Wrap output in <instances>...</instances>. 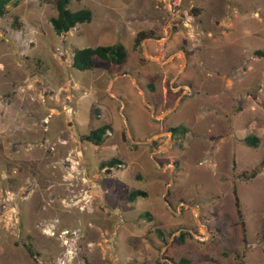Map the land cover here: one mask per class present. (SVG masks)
Wrapping results in <instances>:
<instances>
[{
    "label": "rangeland",
    "instance_id": "1",
    "mask_svg": "<svg viewBox=\"0 0 264 264\" xmlns=\"http://www.w3.org/2000/svg\"><path fill=\"white\" fill-rule=\"evenodd\" d=\"M69 7L92 19L61 35L53 0L0 16V264H264V166L242 176L264 157V0ZM114 43L121 64L72 67ZM103 124L100 145L82 139Z\"/></svg>",
    "mask_w": 264,
    "mask_h": 264
},
{
    "label": "trees",
    "instance_id": "2",
    "mask_svg": "<svg viewBox=\"0 0 264 264\" xmlns=\"http://www.w3.org/2000/svg\"><path fill=\"white\" fill-rule=\"evenodd\" d=\"M71 1L73 0H53L56 9V14L50 17L49 22L53 28V31L57 35L66 33L72 28H74L77 24L90 22L92 19V11L87 7H82L76 10L70 9L69 4ZM17 2L18 0H0V16H2L5 13L7 5L11 3L15 4ZM146 37H149L147 32L144 31L138 32L134 39V48H137L139 42ZM126 57H127V51L122 43H114L110 45H97L93 47L88 46V47L74 49L71 65L77 70L84 71L93 68L94 59L96 58L114 64H121L126 59ZM110 129L111 127L109 124H103L97 128L90 130L87 134L82 136V139L92 142L95 145H100ZM170 131L174 135L177 133L184 134L186 132V127L175 126L170 128ZM243 142L247 146L256 147L258 145L259 138L256 135H247L243 138ZM121 164L122 162L119 158L113 157L107 161L101 162L100 167L108 169L109 167H114V166L117 167L118 165ZM263 166H264V157L261 159L258 168L253 169L247 174L243 172L242 176L245 179L254 178L258 174L260 168ZM232 193L235 201L237 214L240 219L242 229L244 231V222L242 219L241 209L239 208V198L235 188H233ZM140 196L146 197L147 193L140 189L133 190L127 194V200L135 201ZM144 215H147L148 218L150 217V214L148 212H146ZM158 232H159L158 233L159 236L162 237L161 231ZM184 235L185 232H181L180 235L176 237V240L179 242H183ZM24 247L26 248L29 254L31 255L34 254L30 244H24ZM176 264H191V260L186 257H180L176 262Z\"/></svg>",
    "mask_w": 264,
    "mask_h": 264
},
{
    "label": "crops",
    "instance_id": "3",
    "mask_svg": "<svg viewBox=\"0 0 264 264\" xmlns=\"http://www.w3.org/2000/svg\"><path fill=\"white\" fill-rule=\"evenodd\" d=\"M176 34V33H175ZM183 55H184V53H183ZM186 61V58H185V56H184V62Z\"/></svg>",
    "mask_w": 264,
    "mask_h": 264
}]
</instances>
